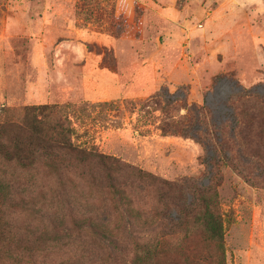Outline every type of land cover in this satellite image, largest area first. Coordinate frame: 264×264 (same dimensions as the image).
<instances>
[{"label": "rangeland", "instance_id": "374dc122", "mask_svg": "<svg viewBox=\"0 0 264 264\" xmlns=\"http://www.w3.org/2000/svg\"><path fill=\"white\" fill-rule=\"evenodd\" d=\"M18 6L27 15L10 52L22 83H0V107L39 104L24 88L35 79L30 45L39 37L50 58L52 45L84 43L130 87L147 88L142 97L88 101L73 53L69 87L42 91L78 147L130 168L113 172L121 199L94 160L65 152L29 167L0 160L2 226L13 239L44 242L33 264H130L136 242L178 247L197 230L207 189L223 217L226 264H264V10L233 0H0V29L7 7ZM43 14L50 24L38 36L29 17L36 24ZM163 122L176 132L164 134ZM13 255L10 264H20Z\"/></svg>", "mask_w": 264, "mask_h": 264}, {"label": "trees", "instance_id": "16d2710c", "mask_svg": "<svg viewBox=\"0 0 264 264\" xmlns=\"http://www.w3.org/2000/svg\"><path fill=\"white\" fill-rule=\"evenodd\" d=\"M56 108V104L25 105L19 111L0 107V160L29 167L39 155L51 156L57 152L68 153L82 162L94 160L105 167L115 193L126 199L125 191L113 182V172L130 166L120 163L118 158L97 152L95 148L78 147L72 139L71 122L66 117L55 115ZM170 128L176 132L175 123L163 122L161 125L164 134ZM137 170L144 174L142 170ZM205 193L208 196L199 195L198 198L199 209L194 216L197 230L194 234L175 248L136 242L130 264H226L223 217L216 207L214 194L209 189ZM3 201L0 183V264H10L15 258L14 252L19 257L17 263L33 264L34 255L43 251L44 242L37 238L13 239L2 226Z\"/></svg>", "mask_w": 264, "mask_h": 264}, {"label": "crops", "instance_id": "0c3cea01", "mask_svg": "<svg viewBox=\"0 0 264 264\" xmlns=\"http://www.w3.org/2000/svg\"><path fill=\"white\" fill-rule=\"evenodd\" d=\"M233 2L241 3L243 6H247V4L255 6L256 9L254 12L256 13L264 10V0H233ZM23 8L25 7L23 6ZM236 8L235 10H237ZM7 9L0 29V83H10L11 87L12 85L22 83L21 75H19V62L13 59V54L11 55L10 52L12 49L11 40L13 37L19 36L18 31L14 30L15 28L18 29L21 27L24 31V24L21 23L20 26L17 21L20 19V16L22 19L27 13L23 12L22 7L19 6L16 7L15 10L14 8L9 9V7H7ZM29 20L32 23V26L27 27V29L32 33L35 32V29L38 30V36H42L41 30L50 24L45 14H43V17L38 15V22L36 24L35 18L29 17ZM102 38L103 36L100 37L102 45L107 47L112 46L115 49V41H112V43H105ZM35 40L36 41L32 42L30 45V66L34 71L35 79L27 81L24 85V88L28 93L27 95L29 96V101L33 103L47 104V98L42 93L46 86H49L50 88L52 87L54 90H57V87H59L61 91H65L66 86L69 87L72 83V72L67 63L71 59L73 53H75L76 60L79 62L80 91L86 100L91 102L118 101L126 95L134 98L145 96L144 93L147 91V88L144 90V84H141L139 87L131 84L130 87L129 81H123L118 75V72H120L119 70L111 69L102 64L104 58L103 54L99 52L92 53L87 49H84L83 46L86 47L84 43L82 44L83 46H78L66 41L61 43L60 46L52 45V47L55 46L54 50L56 49L58 52L55 54V57L50 58L44 53L47 44L42 42L40 37ZM5 45L9 46L8 50H6L7 53H5ZM61 47H63L65 52L70 50V53L59 55L62 49ZM9 56H11L10 61L8 59ZM118 63L121 65L120 60H118ZM58 64H63V66L58 67ZM51 67L52 72L50 70ZM94 85L97 86V88L102 86V91L90 94V88Z\"/></svg>", "mask_w": 264, "mask_h": 264}]
</instances>
